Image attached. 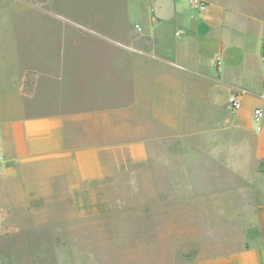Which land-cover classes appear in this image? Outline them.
I'll return each mask as SVG.
<instances>
[{"label": "crops", "instance_id": "crops-1", "mask_svg": "<svg viewBox=\"0 0 264 264\" xmlns=\"http://www.w3.org/2000/svg\"><path fill=\"white\" fill-rule=\"evenodd\" d=\"M201 1L128 0L139 16L124 26L62 18L45 94L37 69L6 67L14 47L1 43L0 156L75 184L123 159L160 214L210 221L209 243L185 249L229 245L184 264H264V0ZM213 221L230 230L217 244Z\"/></svg>", "mask_w": 264, "mask_h": 264}, {"label": "rangeland", "instance_id": "rangeland-1", "mask_svg": "<svg viewBox=\"0 0 264 264\" xmlns=\"http://www.w3.org/2000/svg\"><path fill=\"white\" fill-rule=\"evenodd\" d=\"M94 12L103 25L124 26L139 16L128 0H0V44L14 47L5 53L11 56L6 67L15 66L20 75L37 69L45 94L49 57L61 53L62 18L88 21ZM9 80L0 74V88ZM111 166L107 178L75 184L51 172L39 180L28 164L0 156V264H184L229 246L185 249L209 243L210 221L163 216L157 189L133 186L123 159ZM213 222L217 244L230 230L223 221ZM232 232L236 239L237 229Z\"/></svg>", "mask_w": 264, "mask_h": 264}, {"label": "built area", "instance_id": "built-area-1", "mask_svg": "<svg viewBox=\"0 0 264 264\" xmlns=\"http://www.w3.org/2000/svg\"><path fill=\"white\" fill-rule=\"evenodd\" d=\"M194 5H197L200 9L205 8V3L201 0H190ZM263 51H264V38H263ZM264 60V57H263ZM231 109L237 111L241 108V95L240 93H235L231 96ZM264 114L262 110L257 109L254 114V123L257 131H261L263 128Z\"/></svg>", "mask_w": 264, "mask_h": 264}]
</instances>
